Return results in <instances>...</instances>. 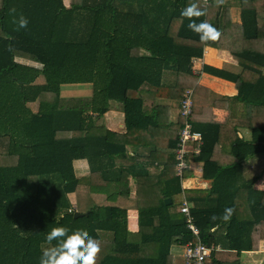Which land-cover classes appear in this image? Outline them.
I'll list each match as a JSON object with an SVG mask.
<instances>
[{"label":"trees","instance_id":"obj_1","mask_svg":"<svg viewBox=\"0 0 264 264\" xmlns=\"http://www.w3.org/2000/svg\"><path fill=\"white\" fill-rule=\"evenodd\" d=\"M189 3L206 9L200 20L220 31L218 41L203 44L188 29L181 10ZM12 8L29 20L26 29L14 30ZM232 9L240 10L237 22ZM207 49L228 51L239 72L206 64ZM204 72L240 84L217 103L231 109L228 129L222 137L220 125L203 129L201 151L191 154L204 162L211 187L183 188L175 169L186 124L181 105L192 90L193 112L200 110L194 97ZM87 83V96L61 94L65 84ZM165 99L179 102L174 121ZM112 103L124 113L121 139L100 122ZM192 128L198 129L194 122ZM138 131L150 150L157 149L149 144L155 131H164L172 154L156 185L139 186L133 230L124 203L129 178L146 175L153 161L128 153L126 139ZM219 142L231 152L228 164L218 162ZM257 154L264 155V0H226L219 7L215 0H0V264H40L48 232L60 226L85 229L99 241L97 264H178L173 248L198 240L215 246L209 264H242L243 254L264 240V190L247 187L242 168ZM128 157L132 171L118 163ZM78 160L87 161L86 175L77 171ZM191 175L187 168L185 178ZM185 198L199 237L186 227ZM226 207L234 209L230 221L211 219Z\"/></svg>","mask_w":264,"mask_h":264},{"label":"crops","instance_id":"obj_2","mask_svg":"<svg viewBox=\"0 0 264 264\" xmlns=\"http://www.w3.org/2000/svg\"><path fill=\"white\" fill-rule=\"evenodd\" d=\"M69 2V0H65V3ZM206 64H210L212 66L218 68H226L231 72L238 73L239 65L238 62L231 56L228 51L225 50H217V49H207L205 55ZM201 72V71H200ZM240 84V81H237ZM237 82L232 80L224 79L222 77H218L212 75L210 73L204 72L201 74L200 79L198 81V91L194 97L196 102V106L200 107V110L194 113L192 117V122L197 125V130L203 132V129L209 131L210 129H214L216 125H220L216 128L220 130V137H222V132L225 131L226 127L224 125L227 124L229 118L231 116V109L225 106H218V102L225 100L226 98L233 96L237 93L239 85ZM165 102L169 103L170 108V121H174L177 119L179 114V102H171L170 100L165 99ZM253 114V106L252 104H248L246 106V117L250 118ZM100 122L106 126L107 129L117 134V138L120 139L126 132L125 123H124V113L122 111L121 105L117 103H112L110 110L100 119ZM157 133L155 131L156 138H151L149 140V144L157 145V149H149L148 146H142L141 140L143 135L139 133H135L134 139H126L130 142L127 143L126 149L128 153L132 156L137 153L145 156L151 157L150 160H153L152 163H149L150 171L147 172L146 175L141 176H130L129 178V189L130 193L128 199L124 200V203H127L131 199V204L134 207H129V226L131 229L135 230L138 228L137 225V216L138 210L135 205L138 200V189L139 186L144 185V187L149 188L150 186L156 185L160 178L162 177V163H166L171 157V150L169 148V140L172 138H165V132L160 131ZM148 136L149 133H145ZM172 132L169 133L171 137ZM241 135L246 139H249L251 136L250 130L247 128L241 129ZM168 136V137H169ZM222 143L219 142L217 144L215 152L218 158V162L221 164H228L231 162V152L229 150L223 149ZM132 158H126L118 163H124L127 167L131 168L132 171ZM192 163V164H191ZM190 169L192 170V175L187 177L189 179L186 185L183 184V188H197V189H206L211 187L212 179L204 178L203 170H204V162L200 160H196L192 157ZM75 166L77 171L80 172L81 175H86L89 172V165L86 160H78L75 162ZM148 167V165H146ZM243 173L246 180L247 187L252 186L257 190H264V155L257 154L255 156L249 157L245 161H243ZM161 173V174H160ZM29 185H34V189L31 190L30 195H34L37 192V186L35 184L30 183ZM29 188V186H28ZM102 199H104L102 197ZM99 202V199L97 198ZM171 201V200H170ZM133 213H130V212ZM147 247L143 246L142 253L148 254ZM173 251L176 256V263H183V247H174ZM234 255L230 256L229 261H234ZM211 257V256H210ZM210 261V258H209ZM242 264H264V240H261L259 243L258 250L246 252L240 258Z\"/></svg>","mask_w":264,"mask_h":264},{"label":"clouds","instance_id":"obj_3","mask_svg":"<svg viewBox=\"0 0 264 264\" xmlns=\"http://www.w3.org/2000/svg\"><path fill=\"white\" fill-rule=\"evenodd\" d=\"M207 4V0H203ZM226 0H215L217 7L223 5ZM12 16V24L15 31L26 29L29 20L23 14H16V9L9 10ZM207 15L206 9L198 3H189L181 10V17L189 23L188 29L199 36L200 42H216L220 39V31L207 20H200ZM200 20L199 23L197 21ZM11 50V49H9ZM234 209L226 207L222 216L213 215L212 220L222 219L230 221ZM49 247H42L40 264H97V259L102 249L99 241L92 238L85 229L70 230L67 227H53L46 236ZM55 241V243H53Z\"/></svg>","mask_w":264,"mask_h":264},{"label":"built area","instance_id":"obj_4","mask_svg":"<svg viewBox=\"0 0 264 264\" xmlns=\"http://www.w3.org/2000/svg\"><path fill=\"white\" fill-rule=\"evenodd\" d=\"M212 0H207L210 4ZM201 70H198L200 72ZM182 115L186 117L185 126L179 131V140L175 149L176 154V174L183 181L185 178L184 173L187 168H190L192 160L191 154L199 155L202 143V132L192 128L193 112V91L188 90L185 94V99L182 101ZM181 212L184 215L186 227L195 235L199 237L200 228L195 222L191 213V204L185 198ZM183 263L182 264H209V258L215 246H208L201 240L188 241L183 246ZM218 248V247H217Z\"/></svg>","mask_w":264,"mask_h":264},{"label":"rangeland","instance_id":"obj_5","mask_svg":"<svg viewBox=\"0 0 264 264\" xmlns=\"http://www.w3.org/2000/svg\"><path fill=\"white\" fill-rule=\"evenodd\" d=\"M66 4L69 5V2L66 1ZM230 13H231L232 21H234V22L239 21V19H240V10L239 9H232ZM39 81H43V78L40 77ZM237 85H239V82H237ZM91 91H92V85L88 84V83L87 84H65L62 86L61 94L64 97L87 96ZM191 164H190V166H191ZM188 181H189V179H185L183 181L184 185H186L188 183ZM131 200L128 201L126 203V205L129 206L132 203ZM130 206L134 207L133 205H130ZM130 213H133V212L131 211Z\"/></svg>","mask_w":264,"mask_h":264},{"label":"water","instance_id":"obj_6","mask_svg":"<svg viewBox=\"0 0 264 264\" xmlns=\"http://www.w3.org/2000/svg\"><path fill=\"white\" fill-rule=\"evenodd\" d=\"M166 203H170V198H166L165 200ZM89 214V211L85 212V213H79V212H75V217H80V216H83V215H88Z\"/></svg>","mask_w":264,"mask_h":264}]
</instances>
